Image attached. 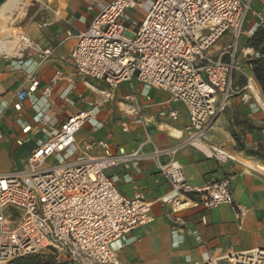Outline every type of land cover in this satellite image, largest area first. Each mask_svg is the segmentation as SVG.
<instances>
[{
  "label": "built area",
  "instance_id": "1",
  "mask_svg": "<svg viewBox=\"0 0 264 264\" xmlns=\"http://www.w3.org/2000/svg\"><path fill=\"white\" fill-rule=\"evenodd\" d=\"M25 1L13 17L26 10ZM255 1L112 0L95 17L90 29L76 37L71 57L85 82H98L105 88L87 109L70 117L58 130L49 128L40 117L37 122L44 126L48 139L39 142L24 160L22 170L0 174V264L46 253L57 262L124 264L113 245L153 223L154 217L152 203L144 192L136 188L128 197L119 191L108 172L120 166L128 169L146 161L156 163L173 195L167 219L174 237L182 238L186 233L185 214L235 205L230 180L209 181L200 187L187 181L175 157L180 146L162 150L147 135L137 151L114 153L104 140L78 144L77 135L85 124L96 122L120 85L136 81L168 93L170 102L185 108L189 138L182 145H193L221 164L235 162V154L210 146L207 137L236 97L264 114V102L254 93L257 85L238 61L239 41ZM139 12L144 14L141 19ZM259 25L250 29V36ZM226 34L232 35L231 45L213 57L212 47ZM31 50L39 54L41 62L54 54V48H40L18 29L10 36H0V60L20 58ZM250 55L246 53L245 58ZM238 76L247 81L244 87L237 85ZM59 77L57 73L52 83ZM38 90L39 82L29 76L16 100L21 103L33 98ZM44 96H51V88L44 90ZM135 100L130 95L125 103ZM16 109L20 110L19 104ZM130 113L140 117L142 107L136 104ZM160 118L177 121L179 112H162ZM30 130L26 127L23 133ZM129 130V124L123 123L122 131ZM2 134L0 127V138ZM146 145H152V153L142 150ZM73 147L77 157L65 160L64 153ZM95 149L102 152L100 157L91 156ZM163 157L168 161L163 163ZM247 215L245 208L236 207L239 229ZM202 223L207 224L206 217H202ZM186 262L264 264V248L222 256L206 254L200 262Z\"/></svg>",
  "mask_w": 264,
  "mask_h": 264
},
{
  "label": "crops",
  "instance_id": "2",
  "mask_svg": "<svg viewBox=\"0 0 264 264\" xmlns=\"http://www.w3.org/2000/svg\"><path fill=\"white\" fill-rule=\"evenodd\" d=\"M36 1L34 13L26 18L24 13L17 16L0 36H10L18 29L40 48H54V54L44 62L33 50L20 58L0 60V127L3 132L0 138V157L3 160L0 161V174L18 170L19 164L24 168V160L39 142L48 139L43 132L44 126L37 122L40 117L49 128L58 130L70 117L87 109L105 88L98 82H85L77 74L71 56L76 48V37L90 29L95 17L112 0ZM250 16L251 25L246 22L244 29L250 30L255 24L262 23L264 0L254 2ZM247 53L252 54V51L247 50ZM57 73L60 77L53 84ZM29 76L39 82V90L33 98L19 103L16 94ZM48 88H51L49 97L44 96V90ZM130 95H134L136 100L125 103ZM257 96L261 97L258 87ZM18 104L20 110L16 109ZM136 104L142 107L140 117L130 113ZM172 110L179 112L177 121L160 118L162 112ZM241 119L259 130L251 131L244 125H236V121ZM138 120L142 123H137ZM125 122L130 126L128 133L122 131ZM187 125L188 115L181 104L170 102L168 93L148 89L135 81L120 85L96 122L85 124L77 135L78 144L104 140L114 153L137 151L149 135L159 149L180 146L175 157L192 186L230 180L235 205H222L212 210L197 209L185 214L186 233L177 238L173 236L167 219L173 199L171 188L155 162H142L128 169L120 166L109 171L122 194L132 197L137 188L152 203L154 222L132 231L113 245L124 264H187V260L200 262L206 254L222 256L264 248V172L260 170L264 163L239 151L233 138V134L238 135L247 149L264 148V114L256 112L252 104L242 102L239 97L229 103L207 137L210 146L222 147L235 154L236 161L225 164L209 159L193 145H182L189 138L185 132ZM26 127H31V130L24 134ZM142 150L152 153V145H146ZM101 155L99 149L91 153L92 157ZM63 157L67 161L75 159L76 148L65 152ZM6 159L11 164L3 165ZM167 161V157L162 158L163 163ZM237 206L248 211L242 229L236 221ZM202 217H206L207 224L202 223ZM180 241L182 243L177 247ZM55 264L72 263L63 260L55 261Z\"/></svg>",
  "mask_w": 264,
  "mask_h": 264
},
{
  "label": "trees",
  "instance_id": "3",
  "mask_svg": "<svg viewBox=\"0 0 264 264\" xmlns=\"http://www.w3.org/2000/svg\"><path fill=\"white\" fill-rule=\"evenodd\" d=\"M246 48L247 50L252 51V55L248 56L242 65L245 70L251 74L254 82L264 97V22L261 23L248 38ZM236 83L238 86L244 87L247 84V81L243 77L238 76ZM236 125H244L246 129L251 131L259 130V128L251 125L248 121L243 119L237 120ZM233 138L239 151H243L248 156L264 163V148L259 147L257 150L247 149L238 135L233 134ZM12 264H55V261L54 258L43 257L42 254H39L16 260Z\"/></svg>",
  "mask_w": 264,
  "mask_h": 264
},
{
  "label": "rangeland",
  "instance_id": "4",
  "mask_svg": "<svg viewBox=\"0 0 264 264\" xmlns=\"http://www.w3.org/2000/svg\"><path fill=\"white\" fill-rule=\"evenodd\" d=\"M37 1H31V0H26L25 1V5L27 6L26 10L25 11H19L20 14L24 13L25 14V18L30 16L31 13H34V11L37 9ZM22 3V2H21ZM17 5V8L13 11V13L19 8V5ZM13 13L11 15L9 14H4L2 16L1 20L0 19V35H1V32L3 30H6L8 26H10V24L12 23L13 20H15L17 18V16L13 17ZM139 19L143 18L144 17V14L142 12H139ZM247 24L248 25H251V16L248 18L247 20ZM249 29H244L243 30V34L241 36V39L239 41V46H238V61H239V64H243L246 60L245 58V54L247 53V48H246V42L248 40V38L250 37L249 35ZM232 43V35L231 34H226L224 37H222L211 49L210 51V54L215 57L218 55L219 51L228 47L229 45H231ZM259 89V88H258ZM259 93L261 95V97L263 98L264 100V97L262 96L260 90H259ZM19 160V158H16ZM0 161H3L2 158L0 157ZM21 161V160H20ZM3 165H9L11 164L10 162H8V159H6V162L5 163H2ZM17 169L18 170H22L23 169V165L22 164H19L17 165ZM43 257H51L49 256L47 253L46 254H42ZM53 258V257H51Z\"/></svg>",
  "mask_w": 264,
  "mask_h": 264
},
{
  "label": "bare ground",
  "instance_id": "5",
  "mask_svg": "<svg viewBox=\"0 0 264 264\" xmlns=\"http://www.w3.org/2000/svg\"><path fill=\"white\" fill-rule=\"evenodd\" d=\"M22 1L23 0H7L6 3L0 9V19L2 18V16L4 14L11 15L13 13V11L17 8V5L20 4ZM1 20H3V19H1ZM255 91H256V95H257V89L254 90V93H255ZM258 97L260 98L261 101H263V99L260 96H258ZM260 170L264 172V167L260 166Z\"/></svg>",
  "mask_w": 264,
  "mask_h": 264
},
{
  "label": "water",
  "instance_id": "6",
  "mask_svg": "<svg viewBox=\"0 0 264 264\" xmlns=\"http://www.w3.org/2000/svg\"><path fill=\"white\" fill-rule=\"evenodd\" d=\"M7 0H0V9L6 3ZM255 31V30H254Z\"/></svg>",
  "mask_w": 264,
  "mask_h": 264
}]
</instances>
